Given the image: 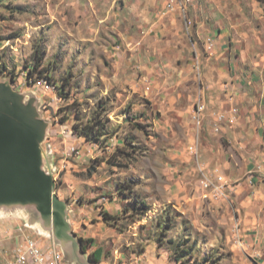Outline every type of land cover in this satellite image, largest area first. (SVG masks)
Returning <instances> with one entry per match:
<instances>
[{"label": "rangeland", "instance_id": "1", "mask_svg": "<svg viewBox=\"0 0 264 264\" xmlns=\"http://www.w3.org/2000/svg\"><path fill=\"white\" fill-rule=\"evenodd\" d=\"M121 1L0 0V82L22 95L24 102L34 99L40 118L48 124L43 149L50 150L56 195L69 206L67 220L80 222L79 214L87 211L94 223L97 215L108 213L102 205L109 208L117 219L94 232L107 256L117 249L141 252L149 240L167 255L160 264H261L255 254H246L237 245L235 228L228 225L229 218L233 223L232 206L223 199H202L198 185L200 176L212 179L221 174L214 166L205 167L199 153L206 112L202 93L210 92L211 82L220 81L221 87L218 83L215 89L221 95L223 89L227 97L233 89L227 78L217 77L224 74L220 72L226 61L214 54V42L225 43V56L240 55L235 74L242 87L236 90L254 89V130L260 126L264 0H181V9L167 11L169 0L158 18L175 15L180 25L173 29L179 37L175 40L168 34L160 39L154 30L137 24L130 29L128 19L135 20L129 17L135 7ZM134 36L139 37L133 42ZM148 36L151 43L146 44ZM34 50L43 53L42 71L27 80L25 67ZM188 66L195 77L188 82L189 92L198 96L192 111L198 104L204 109L199 125L190 113L192 132L184 129L191 135L183 139L182 130L167 129L165 122L172 117L178 121L175 111L188 104L185 98L177 100L179 89L163 86ZM46 70L49 83L36 78ZM63 79L68 85L62 92L54 85L59 87ZM232 112L237 114V108ZM211 114L216 122H225L224 114ZM97 118L106 123L111 136L99 146L72 130L75 123L82 127ZM223 193L228 199V186ZM225 203L229 212H224ZM133 206L140 213L132 212ZM118 207L127 212L116 214ZM20 210L24 213L0 210V264L14 243L15 227L37 217L32 207ZM129 229L123 239L118 236ZM181 251L186 252L182 258Z\"/></svg>", "mask_w": 264, "mask_h": 264}, {"label": "crops", "instance_id": "2", "mask_svg": "<svg viewBox=\"0 0 264 264\" xmlns=\"http://www.w3.org/2000/svg\"><path fill=\"white\" fill-rule=\"evenodd\" d=\"M119 1L122 2L121 0ZM123 1L127 2L128 6L131 5L135 7H133L135 9L134 13L129 15V17L133 15L131 17L135 20L132 21L130 18L128 19V27H130V29L133 30L134 27L136 28L137 24L139 27L154 30V32H157V36L160 39L164 38L166 34L173 40L179 38L173 32V29L180 27L174 14L165 19L161 17L158 18L161 9L164 8L169 0ZM136 15H138V19H136ZM138 37L139 36L132 37L131 41L134 42ZM218 38H221V35ZM150 41L149 36L144 39L146 44L151 43ZM220 42L219 40L214 42L216 45V48L214 46V54H217L219 56L218 58L226 61V63L223 62L226 69L222 68L221 72L219 71L220 73H224L220 75L221 77L215 76L219 79L221 78V80L222 78H227L228 83L233 87V92L231 90V96L227 97L226 91L221 89L219 91L223 92V95L219 94L215 87L218 83L219 87H221V82H211L208 77L207 80L212 84L208 88L209 90L211 88L210 92L202 93V99L206 105V112L202 113V115L204 114V134L201 138L199 153L202 159L204 158L205 160L204 166L208 168L212 166L218 168V172H220L229 183V196L226 203L228 202V204L232 206L231 213L233 223L229 218L228 225H231L232 228H235V226L238 227L237 236H239L242 244L239 248L246 254H255L260 259L261 264H264V131L261 129V127H264V111L261 113L262 120L259 121L260 126L256 127L254 130V89L247 90L246 92L236 90V88L242 87V80L235 74L240 69L238 65V63L241 62L240 55L234 53L233 56L230 54H228L229 57H227V55L225 56L226 53L223 51H226L228 48L224 47L225 43ZM185 47L189 49L188 45ZM190 66L183 70L184 73L178 74L174 80H170L169 82L165 80V85L163 86V88H169L168 90L174 92L179 89L180 92L177 96V100L180 102L182 98H185L186 104H188L187 106H179L180 108H177L175 111L178 121H174L172 117L166 119L165 122L167 129H173L175 127L177 130H182L181 136L183 139L191 135L190 132L186 134L187 131L184 129H189L192 132L190 127L192 126L190 113L192 112V106H194L198 98L197 96L195 99L194 95L189 92L190 87L188 86V82L189 80H195V77L190 75L192 69ZM210 76L212 75L210 74ZM249 80L252 82L251 78H249ZM173 105L174 104L170 106ZM260 105L263 106L264 101H261ZM233 107L237 108V114H233ZM212 112H214V115L215 113L224 114V117H226L224 120L225 122H216V119L211 114ZM174 122L177 125H175ZM215 124H217L218 128L214 127ZM254 135L257 136L255 141L253 140ZM254 148L256 150H254ZM194 176L193 178H195V180H193L191 190H194L196 178L198 177L196 174ZM197 200L198 204H203L202 201L199 199ZM226 203L221 205L224 207L226 205L224 212H229ZM102 208L107 210L109 215L113 214L105 205H102ZM78 210L80 211L82 208ZM121 210L122 209L118 207L116 214H120V212H122ZM79 216L81 219L80 222H76L75 224L68 222L71 225V230L74 226L72 233L75 234L76 239L80 242L82 251L84 252V261L88 262V256L95 250L99 249L101 251L100 256H98L99 262H89L90 264H160L161 259L166 255L160 246H156V242L154 244L152 241L145 240L148 244L143 247L141 252H121L117 249L111 252V256H107L97 245L101 242V239H98L100 237L95 235L94 232L99 227L104 229V225L111 226L110 224L114 223V221L105 223L100 214L96 216V222L92 223V212L87 211L80 213ZM8 220L10 225L14 223L13 219ZM224 221L226 224L228 223L226 219ZM24 226L41 244L46 245V243H54L50 235L43 233L37 225H29L27 223ZM130 232L131 230L129 229L123 233H119L118 236L123 239ZM131 236L135 238L138 237L136 234H132ZM138 240L142 241L140 238H138ZM126 243L134 246L133 241H127ZM154 245L156 250L153 248ZM57 247L61 250L60 246ZM65 264H69V261H65ZM170 264L172 263L170 262Z\"/></svg>", "mask_w": 264, "mask_h": 264}, {"label": "water", "instance_id": "3", "mask_svg": "<svg viewBox=\"0 0 264 264\" xmlns=\"http://www.w3.org/2000/svg\"><path fill=\"white\" fill-rule=\"evenodd\" d=\"M47 130L35 100L24 102L0 82V210L11 215L32 207L37 217L27 223L51 233L66 262L90 264L67 220L69 206L55 192L50 150L43 149Z\"/></svg>", "mask_w": 264, "mask_h": 264}, {"label": "built area", "instance_id": "4", "mask_svg": "<svg viewBox=\"0 0 264 264\" xmlns=\"http://www.w3.org/2000/svg\"><path fill=\"white\" fill-rule=\"evenodd\" d=\"M181 0H170L167 4V11H174V9H181ZM208 43V50H211L213 44ZM45 88L50 89L46 82L42 81ZM204 107L198 104L194 107L192 113L197 125L200 123V113ZM63 135H67L64 131ZM218 173V172H217ZM199 180V192L200 196L204 200H227L223 191L228 186L227 181L221 174H217L215 178H206L200 176ZM238 227L235 226V233L237 235ZM16 236H14V243L6 252L7 257L3 264H65L64 254L54 243L41 244L38 240L32 236V233L25 227H15ZM236 243L240 247L242 246L240 239L236 236ZM11 238V237H9Z\"/></svg>", "mask_w": 264, "mask_h": 264}, {"label": "trees", "instance_id": "5", "mask_svg": "<svg viewBox=\"0 0 264 264\" xmlns=\"http://www.w3.org/2000/svg\"><path fill=\"white\" fill-rule=\"evenodd\" d=\"M43 53H39L38 50H34L32 53L31 57V63L25 67V71L27 72V80L30 79L33 74L38 75L40 71H42V66H43ZM40 79H45L48 83L51 81V77L48 75L47 70L45 71V75L42 77H36ZM68 85V80L63 79L62 82L60 83V86L57 87L54 85L55 89L62 90L64 91L63 88ZM61 92V91H60ZM60 96H63L64 94L59 93ZM73 132L77 136H81L86 142L90 144H94L96 146H99L101 144H106L108 139H111L110 133H108V127L106 126L105 122H102L99 118L93 119L90 123H86L81 127V123H75L72 126ZM122 150V149H120ZM119 149L116 150V152L121 153ZM140 210L139 207L133 206L131 208L132 212H135L136 214L140 213L138 212ZM127 212L125 208L122 209V213ZM102 220L105 223H109L110 221H115L117 218L114 216L109 215L108 213L104 212L101 213ZM159 242H161L159 240ZM101 251L99 249L95 250L92 254L88 256V260L93 263H98L99 262V257ZM183 254V255H182ZM186 252L181 251V255L179 256L182 258Z\"/></svg>", "mask_w": 264, "mask_h": 264}]
</instances>
